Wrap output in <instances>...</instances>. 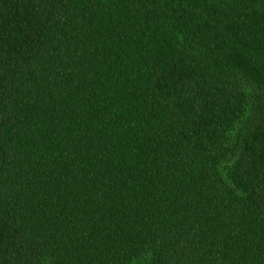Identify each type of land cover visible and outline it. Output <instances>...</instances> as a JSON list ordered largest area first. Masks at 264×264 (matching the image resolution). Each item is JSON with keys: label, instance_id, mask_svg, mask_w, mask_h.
I'll return each instance as SVG.
<instances>
[{"label": "trees", "instance_id": "obj_1", "mask_svg": "<svg viewBox=\"0 0 264 264\" xmlns=\"http://www.w3.org/2000/svg\"><path fill=\"white\" fill-rule=\"evenodd\" d=\"M0 264H264V0H0Z\"/></svg>", "mask_w": 264, "mask_h": 264}]
</instances>
